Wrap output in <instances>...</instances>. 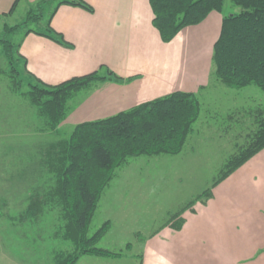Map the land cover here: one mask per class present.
<instances>
[{
  "label": "trees",
  "instance_id": "1",
  "mask_svg": "<svg viewBox=\"0 0 264 264\" xmlns=\"http://www.w3.org/2000/svg\"><path fill=\"white\" fill-rule=\"evenodd\" d=\"M19 1L16 0L10 13ZM55 1L54 8L46 11ZM232 2L242 9L223 14L220 36L214 44V73L228 86L240 88L255 84L264 90V0ZM64 3L94 11L87 0H38L29 9L26 20L14 26L6 24L0 37L14 89L20 91L26 86L24 94L46 117V128L56 131L70 114V103L79 92L92 89L102 81L123 80L107 65L57 84L44 82L27 69L19 43L9 34L29 25L25 33L35 31L61 44L72 45L51 24L56 10ZM224 3L225 0H150L153 24L164 42L173 40L185 27L201 23L211 12H223ZM32 23L38 26L33 28ZM18 61L25 76L21 75ZM201 108L196 92L176 90L114 115L77 123L68 137L46 147L41 161L54 177V185L44 196L39 191L33 193L23 217L35 221L43 214L46 203L61 208L64 223L60 235L71 242L73 249L58 252L55 264H77L85 255L120 256L119 252L98 245L109 230V221L94 233L89 232L103 191L112 182L117 168L129 158L181 152ZM256 123L257 129L246 144L226 159L214 184L181 207L168 220L169 226L180 230L186 222L183 214L187 209L197 200L206 203L213 197L215 186L264 148V106L257 110Z\"/></svg>",
  "mask_w": 264,
  "mask_h": 264
},
{
  "label": "rangeland",
  "instance_id": "2",
  "mask_svg": "<svg viewBox=\"0 0 264 264\" xmlns=\"http://www.w3.org/2000/svg\"><path fill=\"white\" fill-rule=\"evenodd\" d=\"M56 4L47 6L46 11ZM32 5L23 3L10 16L0 19V37L6 24L14 26L26 20ZM241 9L232 0H225V14ZM27 27L9 37L19 43ZM18 64L25 76L22 63ZM214 69L212 58L210 81L196 92L201 113L182 151L129 158L117 168L103 191L89 232L94 233L109 221V230L98 245L120 256L91 255L77 264H142L148 238L163 228H172L168 220L214 184L226 159L257 129L256 113L264 106V90L255 84L228 86ZM9 70L0 44V264H55L58 252L73 249L71 242L60 235L64 223L61 208L46 203L35 221L24 218L23 212L35 191L44 196L54 185L42 155L50 144L68 137L74 125L67 117L57 131L47 129L46 117L24 94L27 87L14 89ZM83 91L72 99L71 106L80 100ZM206 203L197 200L192 208ZM192 208L183 215L195 212Z\"/></svg>",
  "mask_w": 264,
  "mask_h": 264
},
{
  "label": "crops",
  "instance_id": "3",
  "mask_svg": "<svg viewBox=\"0 0 264 264\" xmlns=\"http://www.w3.org/2000/svg\"><path fill=\"white\" fill-rule=\"evenodd\" d=\"M37 1L20 0L17 8ZM87 1L93 12L64 3L51 20L72 45L35 31L24 32L19 41L27 69L44 82L57 84L102 65L123 78L84 90L68 115L73 125L176 90L206 88L224 12L213 11L164 42L153 24L150 0ZM15 2L0 0V19L12 14ZM184 216L182 229L166 227L148 238L142 264H264V150L218 184L206 204Z\"/></svg>",
  "mask_w": 264,
  "mask_h": 264
}]
</instances>
